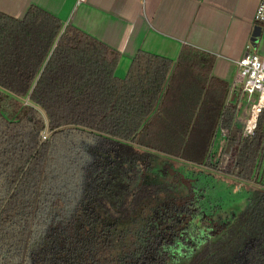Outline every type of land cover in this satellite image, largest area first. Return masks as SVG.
<instances>
[{
	"label": "trees",
	"instance_id": "16d2710c",
	"mask_svg": "<svg viewBox=\"0 0 264 264\" xmlns=\"http://www.w3.org/2000/svg\"><path fill=\"white\" fill-rule=\"evenodd\" d=\"M121 58L38 5L0 11V264H264V110L244 137L242 91L193 46L125 77ZM220 128L240 130L225 170Z\"/></svg>",
	"mask_w": 264,
	"mask_h": 264
},
{
	"label": "crops",
	"instance_id": "0c3cea01",
	"mask_svg": "<svg viewBox=\"0 0 264 264\" xmlns=\"http://www.w3.org/2000/svg\"><path fill=\"white\" fill-rule=\"evenodd\" d=\"M259 1L0 0V11L23 17L31 5H38L65 25L80 28L121 52L119 77L127 74L139 50L175 60L182 47L190 45L215 55L213 74L241 91L233 86L237 62L259 26L254 20ZM260 45L256 50L264 55ZM246 117L247 111L239 109V129Z\"/></svg>",
	"mask_w": 264,
	"mask_h": 264
},
{
	"label": "built area",
	"instance_id": "2783aa9c",
	"mask_svg": "<svg viewBox=\"0 0 264 264\" xmlns=\"http://www.w3.org/2000/svg\"><path fill=\"white\" fill-rule=\"evenodd\" d=\"M78 1L82 2L83 0ZM254 20L256 25H264V0L259 1ZM237 64L238 70L233 86H241L242 93L250 97L258 94L257 101L251 105L250 116L245 126L240 128L242 135L246 137L254 135L259 117L264 110V55H261L253 46V43L249 42L245 54L238 60ZM253 120H255L254 123ZM227 134L228 131L223 128L218 131L221 140L227 138ZM214 160L219 161L217 156Z\"/></svg>",
	"mask_w": 264,
	"mask_h": 264
},
{
	"label": "rangeland",
	"instance_id": "374dc122",
	"mask_svg": "<svg viewBox=\"0 0 264 264\" xmlns=\"http://www.w3.org/2000/svg\"><path fill=\"white\" fill-rule=\"evenodd\" d=\"M263 45H264V37L262 38L260 48H263ZM237 87L241 89V86L238 85ZM257 98H258V94H255L252 97L244 93L241 94L239 109L240 111H247V117L244 124H246L248 116H250L249 114H250L251 105L253 102L257 101ZM238 130L239 129L233 132L229 137L227 136V138H224L222 140L220 139L221 138L220 135H218L216 142L217 146L215 147L214 151L219 161L222 162L223 161L222 159H224V157H228L230 161V158L233 155L236 146V141L234 142L232 140L233 139L232 137H237V138L239 137L240 130L239 131ZM220 166H222V164H220ZM210 183L216 187V191H214V193L217 194V196L222 197L223 201L220 203H225L224 207L227 209V211H230L231 208L232 210L234 209L241 210L244 207H246L245 206L246 198L248 196L247 185L240 184L238 181L234 180L233 178L220 177V176L216 183H214L213 181H210Z\"/></svg>",
	"mask_w": 264,
	"mask_h": 264
},
{
	"label": "water",
	"instance_id": "95a60500",
	"mask_svg": "<svg viewBox=\"0 0 264 264\" xmlns=\"http://www.w3.org/2000/svg\"><path fill=\"white\" fill-rule=\"evenodd\" d=\"M264 37V28L261 26H257L255 27L251 40L253 43V46L255 48L258 47V45L262 42V38ZM223 161L221 162L222 166L220 167V169L225 170L227 168L228 162H229V158L228 157H224V159H222Z\"/></svg>",
	"mask_w": 264,
	"mask_h": 264
},
{
	"label": "bare ground",
	"instance_id": "6f19581e",
	"mask_svg": "<svg viewBox=\"0 0 264 264\" xmlns=\"http://www.w3.org/2000/svg\"><path fill=\"white\" fill-rule=\"evenodd\" d=\"M255 120H253L252 122L254 123Z\"/></svg>",
	"mask_w": 264,
	"mask_h": 264
}]
</instances>
